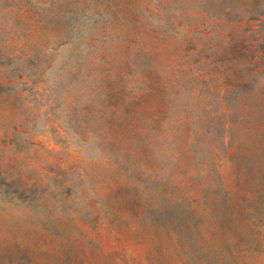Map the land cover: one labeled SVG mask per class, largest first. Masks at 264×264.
<instances>
[{"label":"rangeland","instance_id":"obj_1","mask_svg":"<svg viewBox=\"0 0 264 264\" xmlns=\"http://www.w3.org/2000/svg\"><path fill=\"white\" fill-rule=\"evenodd\" d=\"M0 264H264V0H0Z\"/></svg>","mask_w":264,"mask_h":264}]
</instances>
